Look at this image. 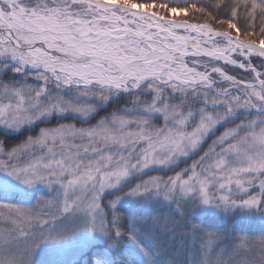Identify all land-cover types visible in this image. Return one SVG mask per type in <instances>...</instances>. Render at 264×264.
Wrapping results in <instances>:
<instances>
[{"label": "snow or ice", "instance_id": "snow-or-ice-1", "mask_svg": "<svg viewBox=\"0 0 264 264\" xmlns=\"http://www.w3.org/2000/svg\"><path fill=\"white\" fill-rule=\"evenodd\" d=\"M0 264H264V0H0Z\"/></svg>", "mask_w": 264, "mask_h": 264}]
</instances>
